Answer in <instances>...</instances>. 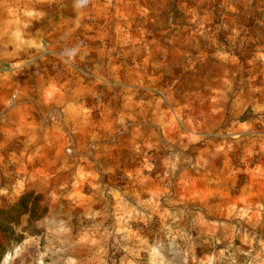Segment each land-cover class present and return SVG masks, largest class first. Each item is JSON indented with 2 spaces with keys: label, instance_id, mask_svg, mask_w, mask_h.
<instances>
[{
  "label": "rangeland",
  "instance_id": "rangeland-1",
  "mask_svg": "<svg viewBox=\"0 0 264 264\" xmlns=\"http://www.w3.org/2000/svg\"><path fill=\"white\" fill-rule=\"evenodd\" d=\"M0 264H264V0H0Z\"/></svg>",
  "mask_w": 264,
  "mask_h": 264
},
{
  "label": "trees",
  "instance_id": "trees-1",
  "mask_svg": "<svg viewBox=\"0 0 264 264\" xmlns=\"http://www.w3.org/2000/svg\"><path fill=\"white\" fill-rule=\"evenodd\" d=\"M40 197L33 190L25 191L12 207H0V263L11 246L23 240V236L14 229L21 216L28 213L33 220L42 215L39 213Z\"/></svg>",
  "mask_w": 264,
  "mask_h": 264
}]
</instances>
